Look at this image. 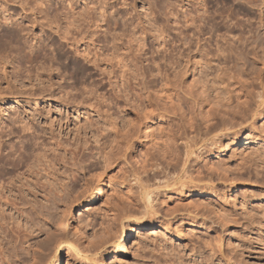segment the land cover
<instances>
[{
	"label": "rangeland",
	"instance_id": "rangeland-1",
	"mask_svg": "<svg viewBox=\"0 0 264 264\" xmlns=\"http://www.w3.org/2000/svg\"><path fill=\"white\" fill-rule=\"evenodd\" d=\"M244 91L240 126L198 161L210 182L185 197L156 181L154 219L117 222L111 210L137 196L128 145L144 161L178 130L175 105L188 117L193 100L232 108ZM263 91L264 0H0V180L24 211L5 213L31 227L33 247L61 236L48 264H264ZM129 223L149 227L117 249Z\"/></svg>",
	"mask_w": 264,
	"mask_h": 264
},
{
	"label": "bare ground",
	"instance_id": "bare-ground-1",
	"mask_svg": "<svg viewBox=\"0 0 264 264\" xmlns=\"http://www.w3.org/2000/svg\"><path fill=\"white\" fill-rule=\"evenodd\" d=\"M68 26H71L72 28L74 27V24L71 23ZM69 27L67 28V32L71 29ZM78 27V25L75 26V28ZM20 29H22V27ZM17 36L18 35H16V33H12L8 36L9 41L15 43L17 41ZM61 38L65 40L67 39L65 35ZM68 40L69 39H67V41ZM71 40L72 41L69 42L71 45L77 43L75 37H72ZM116 58H119V63L123 68L128 67V64L124 61L123 56ZM88 61L91 62L90 60ZM122 73H124V71ZM241 94L243 95L236 96L237 106L232 108L225 107L224 105L222 107L221 104L214 107H207L208 105H205L197 100H193L186 106L189 115L188 117L183 112V106L180 103L175 105L174 110L176 113H173V115L181 121V123L177 124L178 130L173 133L170 132L166 135V139L162 141V147L153 149V151L146 156V160L144 161L131 163L132 159L129 155L132 153V146L128 145V156L126 151H123L121 155L122 157H128V172L126 177L128 178V181L132 183H128V187L130 189H135L137 196L131 193L128 195V204H124L120 207L118 206V208L115 207L111 210V215L115 217L117 222L132 213L139 214L142 219L145 216L151 217L148 218L149 220L154 219L153 215L156 214L155 205L157 202V192L153 190V186L156 181L160 184V180L163 179V182L161 183H165L167 186H177L178 192L183 193V196L185 197L190 195V191L198 190V184L203 181L206 182L207 180L210 182L209 179L206 180L202 175V170L199 167L198 161L202 160L205 154L214 151V149H221L223 146V139H226L232 130H234L237 126H240L241 123L236 122L239 115L236 108L239 110L242 108L244 110L243 112H245V110L250 107L248 106L249 102L247 100L248 92L244 91ZM149 107L150 105L147 104L144 106V109L147 110ZM260 108L264 109V91L256 96L255 111L260 110ZM224 109H228V111H224ZM155 116L156 114L145 113L144 116L141 117V121L151 120ZM142 123L144 124V122ZM143 137L145 139L149 138V136L146 135V132ZM135 138H138L136 131L129 136L128 142L135 140ZM1 162H3V160L2 155L0 154V163ZM24 179L25 182L23 185L26 186L27 190H30L32 185L31 181L28 178ZM13 189L14 185L12 182L5 183L0 180V232L1 234H4L1 236V239L3 240L6 237V242L11 246V252H9V258H11V261L8 262V264H11V262L15 264H48L46 263L48 258L55 257L58 246L64 241H60L61 236L58 239L55 238L56 236H52L53 234L51 233L52 235L47 236L44 241H37L34 245L36 248L29 244V242H31L30 240H36L38 239V236H34L33 231L29 230L31 227H29L27 223L22 224L20 221L16 223L17 221H15L12 213H5V208H9V206L13 207L14 210L18 209L16 208L18 202L15 197L17 195L13 194ZM34 195L35 194L33 193V196ZM48 198H46V200ZM28 203H30V201H28ZM132 205H136V209H133ZM23 206L24 205H22V207ZM20 210H17L20 214H22V212L24 213V211ZM45 218H47V216ZM131 224L132 223H129L127 225L128 227L126 232L128 234L123 237V245L116 246L117 249L124 250L127 248L130 243V237H133L138 230L142 231L143 229L149 227V225L146 224L140 226ZM121 232H123V228ZM62 239L64 238L62 237ZM73 248L74 246L71 245V251L75 252V248ZM3 249L2 243H0L1 258L3 256ZM23 254L29 256V261L26 263L21 257ZM57 264H62L60 259H58Z\"/></svg>",
	"mask_w": 264,
	"mask_h": 264
}]
</instances>
